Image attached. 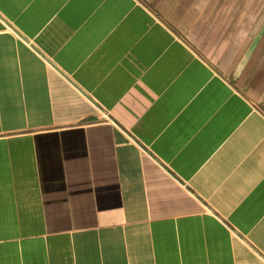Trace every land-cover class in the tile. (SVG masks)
<instances>
[{
    "label": "crops",
    "instance_id": "1",
    "mask_svg": "<svg viewBox=\"0 0 264 264\" xmlns=\"http://www.w3.org/2000/svg\"><path fill=\"white\" fill-rule=\"evenodd\" d=\"M264 0H0V264H264Z\"/></svg>",
    "mask_w": 264,
    "mask_h": 264
},
{
    "label": "water",
    "instance_id": "2",
    "mask_svg": "<svg viewBox=\"0 0 264 264\" xmlns=\"http://www.w3.org/2000/svg\"><path fill=\"white\" fill-rule=\"evenodd\" d=\"M264 33V24L261 28V30L259 31V33L257 34V36L253 39L250 47L248 48L244 58L242 59V61L240 62V64L238 65L237 67V70L234 74L235 77H237V75L240 73L241 69L243 68V66L245 65V63L247 62V60L249 59V57L251 56L253 50L255 49V47L257 46L261 36L263 35Z\"/></svg>",
    "mask_w": 264,
    "mask_h": 264
},
{
    "label": "rangeland",
    "instance_id": "3",
    "mask_svg": "<svg viewBox=\"0 0 264 264\" xmlns=\"http://www.w3.org/2000/svg\"><path fill=\"white\" fill-rule=\"evenodd\" d=\"M237 70V69H236ZM236 70H235V72H236ZM235 72H234V74H235ZM235 77V76H234ZM236 78V77H235ZM255 105L259 108V109H261V110H263L264 111V98H262V99H258L257 101H255Z\"/></svg>",
    "mask_w": 264,
    "mask_h": 264
}]
</instances>
